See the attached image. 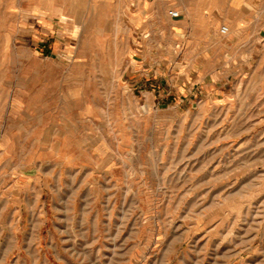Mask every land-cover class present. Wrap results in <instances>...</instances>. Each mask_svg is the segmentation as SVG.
Here are the masks:
<instances>
[{
    "label": "rangeland",
    "instance_id": "374dc122",
    "mask_svg": "<svg viewBox=\"0 0 264 264\" xmlns=\"http://www.w3.org/2000/svg\"><path fill=\"white\" fill-rule=\"evenodd\" d=\"M0 264H264V0H0Z\"/></svg>",
    "mask_w": 264,
    "mask_h": 264
},
{
    "label": "built area",
    "instance_id": "2783aa9c",
    "mask_svg": "<svg viewBox=\"0 0 264 264\" xmlns=\"http://www.w3.org/2000/svg\"><path fill=\"white\" fill-rule=\"evenodd\" d=\"M170 16L176 18V17L179 16V12L176 11V10H172V11H170ZM228 31H229V29H228L227 26H222V27L220 28V32H221L222 34H227Z\"/></svg>",
    "mask_w": 264,
    "mask_h": 264
},
{
    "label": "bare ground",
    "instance_id": "6f19581e",
    "mask_svg": "<svg viewBox=\"0 0 264 264\" xmlns=\"http://www.w3.org/2000/svg\"><path fill=\"white\" fill-rule=\"evenodd\" d=\"M229 29V28H228Z\"/></svg>",
    "mask_w": 264,
    "mask_h": 264
}]
</instances>
